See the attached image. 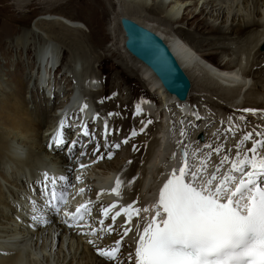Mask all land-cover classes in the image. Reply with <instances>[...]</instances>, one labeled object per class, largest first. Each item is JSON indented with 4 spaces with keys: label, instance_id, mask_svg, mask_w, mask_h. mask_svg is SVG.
<instances>
[{
    "label": "bare ground",
    "instance_id": "obj_1",
    "mask_svg": "<svg viewBox=\"0 0 264 264\" xmlns=\"http://www.w3.org/2000/svg\"><path fill=\"white\" fill-rule=\"evenodd\" d=\"M226 1L228 0H225V2ZM231 1L234 2V0ZM237 1L238 0H236V2ZM252 1L253 9L260 15L259 9L264 6V0ZM55 2L57 1L53 3ZM164 2H166V0H159L158 2L152 0L151 3H148V0H122V2L119 3L120 8L115 16V22L118 24L119 18L125 17L158 35L172 52L190 82L187 97L184 101H178L175 97L166 93L150 71L124 49L123 32L120 25H118V29L115 28L117 34L112 36L114 40L120 44L119 46L117 45L115 49L117 51L120 49V56L125 55V57L135 62L134 67L138 68L139 76L147 83L148 91L150 93L157 91L158 97L162 100L159 104L147 103L150 99L136 102L134 108H136V111L140 114L143 112L144 117L142 118H130L132 114L130 111L133 110V107L128 111L129 113H127V109L125 110L127 103H125L123 98L118 96V94L117 96L113 95L118 90L120 91L117 84H111L112 86H110L109 92L110 98L107 99L105 103H98L97 106L94 105V100L97 101L99 98L105 97V94L109 91V89L105 91L104 88H102L99 91L86 92L87 89H94L93 87L97 85V78L99 76L97 77L98 74L94 72V65L100 61L102 54H97L95 48L85 44L87 39L84 37V33L80 27H74L77 25L75 20L59 13H50L48 20L35 21L30 30L22 32L15 37L14 41L17 47L21 49L29 48L30 54L36 57L33 66V68H35L36 65V68L39 69L38 78L35 82L37 84L35 88L36 91H39V87L46 84L53 92L55 90L58 91V87L45 77L47 73L50 75V72L52 73L55 71L61 61L62 55L65 53L69 56V62H72L68 64L67 72L72 74L75 71V67L80 68V64L81 66L82 64H87V66L84 67L83 76H74V79L68 81L71 87L69 86V91L65 96L66 103H69L70 107L67 109L63 108V110L65 109L66 111H64L65 115L62 118L60 117V120L57 116L55 117V111L49 113L48 118H44V111L47 108L48 102L43 104L44 101L40 100L39 102L37 101V103L34 101L32 102L33 105H30L29 102L25 100V96L23 95L22 97L25 87H27V89L30 87V91L32 89L34 90L33 87L35 86L32 84L29 86L30 80L24 81L22 78L19 79L17 77V79H19V84H16L14 88L16 91L10 93L8 90H4L2 93L4 97L0 103V264H21L20 261L23 259V254L28 251V248H32V246L35 247L37 244H39L42 252H48V255L52 256V264H103L102 259L95 253L94 245L105 248L113 247L115 241L121 239L125 228L132 229L140 218L144 216V213H151V210L148 208V211H144L147 202L144 200L143 196L150 195V192H152V184L160 178L163 181L162 177L166 176L165 172L171 169V165L165 161V156L168 155L169 150H173L175 145L181 147L184 145L188 146L187 150L190 151L192 155L189 157V165L198 163L201 158L204 159V164H207L204 166L203 171H199L200 169L197 170L198 166L196 170L198 172L197 179H199L203 185H206L203 174L207 173L211 166L216 167L223 156L230 153V148L233 149L234 147L231 152L235 154V145L243 140L244 135L257 131L264 132V77L263 79L256 78V82L253 85L247 84L244 79L246 76L253 75L258 70L264 69L262 62L264 61V57L259 52L260 50H254L264 41V21H261L259 18L256 20L253 18L251 20H246L244 24L238 23L236 25L234 23L236 13H234L231 17L229 26H225L226 21H228L227 17L230 14L229 8H231V6H229L228 11H221V17L225 16L224 19H222L223 22L221 21L223 24H208L206 37L196 36L195 33L184 32L183 29H173L172 32L174 34L165 35L159 30V25H162L164 20V22H166V19L160 15L161 13L164 14L162 9ZM222 2H224V0H211L208 1L206 5L208 12H216L214 21L219 18ZM181 17L182 19L186 18V15ZM115 22L114 24H116ZM205 26L206 24H203L202 27L204 28ZM258 27L262 28L263 31L257 35L255 34L252 38H249L251 34L248 35L243 44H240V42H242L239 41L241 38L240 36L235 37L236 40L232 43L229 42L230 44H218V39H220L218 37L227 40L231 34L237 36L245 31L253 30V28L257 29ZM182 36H186L184 39L188 42L189 47L191 45L197 51H202L203 47H211L214 45L220 48V53L224 51H233L236 53L237 51L243 52L242 54H246H244L246 63L249 61L252 66L255 60L254 64L257 65H255V71L251 72V69L242 70L240 72L241 79L239 78V74L233 71L235 65L232 61L223 64L220 63L217 65V68L214 69L207 63L210 62L208 59L212 60L213 57L210 55L212 53L206 54L207 62L196 60L189 48L186 47L187 49H184L185 47L180 41ZM214 39H217L216 41L218 43L213 44ZM242 45L245 46L243 47ZM251 51L254 52L253 55L250 54ZM249 54L252 56L250 60L248 58ZM259 59H261V61H259ZM261 64L263 66H261ZM196 70H198L197 73H195ZM199 73H201V75H207L206 77L211 80V83L213 82V85L204 84L201 81L202 77ZM73 75L74 73L72 76ZM2 82L3 79L1 77L0 85H2ZM8 85L10 86V84H7V86ZM76 92L77 94L75 95ZM211 96H213L215 100L211 101L209 98ZM68 97L72 99H68ZM90 98L94 100L92 101ZM193 99H205L204 102L207 104L215 103L216 106L219 107L218 110H222L221 114L226 116L224 118L228 120L225 121L224 119L225 122L223 124L220 123V127L227 126L232 128V131H228L227 133L225 131L219 132L217 128L212 132L211 129H209L210 127H208L209 125L207 126L211 117L209 114L205 115V113H202V109H200L199 106V108L193 107L196 105L190 104ZM78 100L80 104L76 103ZM83 101L86 102V104L89 103L91 108L87 106V108L81 112V106L84 105ZM90 101H92V103H90ZM172 101L178 104L174 112L178 114V109L181 108L180 112L183 115V119L187 121V125L184 129L186 135L184 137H181L179 124L175 122V118L167 112V108L166 111L164 110L165 112H163L164 115L162 120H160L161 125L158 122L157 116L159 111H161L159 107L161 104L162 106L165 104L166 107H171L172 104H168ZM62 105L63 104L56 107L61 108ZM229 107L231 109L233 108L236 113L232 115L227 114L230 109ZM245 109H252L255 110V112L244 111ZM86 111H88V113L93 111L98 114L104 124V119L107 120L108 130L111 129V132L109 131L107 136L104 135L105 127L102 133H97V131L100 132V129L97 128L96 134L93 133L94 135H90L91 138L94 136V139H91V143L94 144L95 141L97 143L100 141L103 142V146L100 147L102 151L94 152L95 149L91 150V148L86 151L81 146L89 137L83 136L82 134V129L85 124L91 134L90 123H92V121H89L88 118V121H83L82 119ZM109 113L118 115L109 116ZM209 113L211 116L220 117V112L218 113V111H216L217 114H213L211 111ZM201 116L204 118L207 117V119L200 121V119H202ZM149 117L156 121L152 124V129L149 128L146 123L150 119ZM246 119L251 121L244 127ZM61 120L65 122L64 127L61 129L64 143L61 147H56L54 144L50 146V140L60 127ZM126 120H129V122L124 123ZM254 120L256 123H253ZM197 125L202 126V128L198 127L197 129ZM52 126L56 128V130L51 134L49 129ZM234 128H237V132ZM64 129H66V131ZM68 130L71 131V136L75 133L78 137V142L75 147H77V150H82L81 152L85 153L83 156H69L70 151H68V148L70 145L66 138ZM133 131L136 133L137 131L139 132L133 136ZM238 131H240L241 134ZM235 132L238 134L234 135ZM110 133L111 136H109ZM198 133H201L200 138L196 136ZM215 133H219V135L214 136ZM203 138H205L204 143L202 142ZM253 138L257 140L262 137L254 135ZM105 139L107 140V147H105ZM121 139L123 141L125 139L128 140V143H122V155L117 153L109 159L107 154L111 152V148L108 150V147L112 146V144L115 145L114 142L120 141ZM231 143L234 144L229 147ZM252 143L253 139L244 141L240 145L243 146V149L240 147L241 153L243 154V152L248 149L249 144ZM205 144L212 145L213 147L223 144V151L217 155L212 152L211 148L206 149ZM245 144H247V146H245ZM64 150H66L67 153H65ZM197 150H200V154L193 156V153L197 152ZM209 152L212 153L210 158L205 159L206 154ZM102 154L104 158L97 159ZM228 156L231 157L230 155ZM193 157L195 159L192 160L191 158ZM106 162H112L111 167H102V164H106ZM81 164L86 165V167L81 168ZM60 166L67 171L69 168L80 170L81 172L78 174L79 180H75L74 177L72 178L66 173L64 177L67 179L61 181L58 185V194L59 192H66V199L69 200V204L63 202L61 211L58 215L51 210H46L45 219L49 222L46 224H38L33 219V216L37 213L34 212V207L31 203V201L41 202L44 200L38 181L42 179V174L44 172L50 175L63 176ZM224 167L225 165L220 169L219 173L224 170ZM94 168H105L107 171L97 173L94 171ZM42 169L44 170L41 171ZM117 178L121 181V185L118 189L119 195L115 193L113 195L110 194L114 199L110 198L105 200L110 201L111 203L109 204H104L99 201L100 198L96 197L98 193L100 194L99 189L102 190L101 197H106L108 192L106 188L110 189L115 187ZM25 184L30 185V194L36 199H32V197H29L27 194H23V191L29 193V191L27 192ZM159 184L160 182L158 181V185ZM66 185H69L68 189L65 188ZM81 188L84 189L83 193L79 191ZM33 189L37 192V197L34 195ZM30 198L32 200H30ZM101 199L103 200V198ZM70 204H75L77 206L71 208ZM81 204L88 205L90 214H83V219L79 221L78 226H75L76 221H72L74 226L69 228L64 223L67 218L63 213L65 210L70 213H75L76 208ZM113 204H115L116 207L110 208L107 216L103 215L102 210ZM128 205H132V209H130L131 217L129 218L122 214V216L117 217L116 222L113 223L111 216ZM135 209L140 210L139 214H137ZM89 215L91 216L89 217ZM101 220H103L104 223L98 226L101 224ZM144 222H148V220ZM109 225H111L113 229L110 234L107 231ZM96 226H98V228H96ZM93 229L96 230V234H93ZM100 237H103V239ZM130 239L133 247H135V237H132V231L121 240L120 250H122L123 253L120 252L119 255L123 264H128ZM89 240H92L94 245H90L88 243ZM132 264H134V262H132Z\"/></svg>",
    "mask_w": 264,
    "mask_h": 264
},
{
    "label": "rangeland",
    "instance_id": "obj_2",
    "mask_svg": "<svg viewBox=\"0 0 264 264\" xmlns=\"http://www.w3.org/2000/svg\"><path fill=\"white\" fill-rule=\"evenodd\" d=\"M50 1H53V2L57 1V2L53 3ZM155 1L158 2L159 0H155ZM208 1H211V0H186V1L166 0V2H164V6L162 5L164 14L162 13L160 14L161 16L164 17V19H166V22H164L165 21L164 20L162 25H159L160 27L158 26L159 30L161 31V33L165 35H168V34L172 35L174 34L172 32L173 29L174 30L183 29L184 32L195 33L196 36L206 37L208 24H214V25L223 24L222 19H224L225 16L221 17V13L223 11L225 12L228 11L229 6H231V8H229L230 14L227 17L228 21H226L225 26H229V24L231 23V17L234 13H236L235 22H234L236 25L238 23L244 24L246 20H251L253 18L255 20L259 18L261 21H264V6L259 9V12H260V15H259L258 12L255 11V9H253L252 0H238L237 2L236 0H234V2L231 0H228L225 2L224 0V2L221 3V7L223 9L220 8L221 10H220L219 18L218 20L214 21L216 12L214 11L208 12V8H206ZM120 2H122V0H61V1H58V0H0V78L2 77L3 79V82L1 83L2 85H0V103L4 97L2 95L4 90L6 91L8 90L10 93H14L16 91L14 89L16 84H19L18 81L19 79L22 78V80L24 81L30 80L29 86H31V84L35 86L33 87L34 90L32 89L31 91H30V87L28 89L27 87H25L24 92L22 93V97L24 95L25 100H27L30 105H33L32 102L34 101L37 103V101L39 102L41 100V101H44L43 104L48 102L47 108H46L47 111L46 110L44 111V118H48V114L55 111L54 112L56 114V115L54 114L55 117L57 116L58 119L60 120V117L62 118L65 115V112H64L66 111L65 109L70 107L69 103H66V96H65V94L69 91V86L71 87V84L69 85L68 81L71 79H74L73 78L74 76H77V77L83 76L84 70H85L84 67L87 66V64H84V65L82 64V66L80 64V68L75 67V71L73 72L74 75L72 76L73 73L71 74L67 72L68 66H69L68 64L72 62H69L68 54L66 53L63 54L61 57V61L56 67L55 71L52 72L53 75L50 72V75L47 73L45 77L51 82H53L58 87V91L55 90L53 92L47 87V84L42 87H39L40 88L39 91H36L35 88L37 87V84L35 82H36V79L38 78V72H39V69L36 68V65H35V68H33L36 57L30 54L29 48L21 49L20 47L16 46V43L14 41L15 37L18 36L20 33L27 32L28 30H30L33 27V24L35 21L48 20L50 13H59L61 15H64L65 17L75 20L77 22V25H75L74 27L75 28L80 27L84 33V37L87 39L85 44L87 46H92L93 48H95V51L97 52V54L98 53L102 54V58L100 59V61H98L94 65L95 69L93 68L94 72L98 74L97 77L99 76L97 78V85L93 87L94 89H91V90L90 88L87 89L86 92L99 91L102 88H104L105 91L109 89V91L105 94L106 95L105 97H101L97 101H95L93 98H90L92 101L94 100L93 103L95 106H97L98 103H101V104L105 103V101H107V99L110 98L109 92H110V86H112L111 84L113 85L117 84V86L120 88V91L118 90L113 95L117 96L118 94V96L122 97L124 102L127 103L125 107V110L127 109L126 110L127 113H129L128 111H130L133 107V110L130 111L132 112V114L130 115L131 116L130 118L132 119L144 117L143 112H141L140 114L139 112L136 111V108H134V106L136 105V102L147 100V99H150L147 101V103H151V104H154V103L159 104L160 102H162L161 98L158 97L157 91L154 93L153 92L150 93L148 91L147 83H145L144 79L139 76L138 68L134 67L135 62L132 61V59L125 57V55L120 56L121 55L119 51L120 49L118 51L115 49L117 45L118 46L120 45L112 37L113 35L117 34L115 30L118 29L117 27L119 24L115 22V16L120 8L119 7ZM151 2L152 0H148V3H151ZM185 15H186V18L182 19L181 16H185ZM114 22L116 24H114ZM203 24H206L204 28L202 27ZM261 31H263V29L258 27L257 29L253 28V30L245 31L244 33L238 34L237 36L235 34H231L229 39L227 40L225 38L223 40L222 37H218L220 38L218 39L219 43L216 41L217 39H214L213 44H216V43L230 44L233 41H235L236 40L235 37H238V36L241 37L240 40L238 39L239 41H242L240 42V44H243L245 42L244 40L246 39V37H248V35L251 34V37L249 38H252L255 34L257 35ZM184 38H186V36L184 37L182 36L180 38L182 45L185 47L184 49L189 48V50H191V53H193V57L195 56L194 58H196V60L207 62L206 54L212 53L210 55L213 58L212 60L208 59L210 62H207V63L209 64V66H211L214 69H216L217 65H219L220 63L223 64V63L232 61L235 65L233 67V71L239 74V78H241L240 72L244 69L246 70L251 69V72L255 71L254 69L257 66L256 64H254L255 60L252 66L250 65L249 61L248 63H246V59H245L246 54L245 53H244L245 55L242 54L243 52L237 51L236 53L233 51H224L220 53V48H217L214 45L211 47H203L202 51H197L191 45L189 47L188 42ZM259 46L254 50L259 51L260 50ZM259 52L264 57L263 49L260 50ZM253 53L254 52L252 51L250 52L251 55H253ZM250 54L248 55L249 60L252 57ZM259 61H261V59H259ZM262 62L264 65V61ZM263 65L261 64V66ZM197 72L198 70L195 71V73ZM199 75H201V73H199ZM206 76L207 75L202 74L201 81L204 84L213 85V82L211 83V80ZM17 77L19 79H17ZM263 77H264V69L258 70L253 75L246 76L244 79L247 84L253 85L256 82V78L263 79ZM7 84H10V86L9 85L7 86ZM35 96H38V97H35ZM209 98L211 99V101L215 100L213 96ZM205 99H201V100L193 99L191 100L190 104L191 103L192 105L196 104L193 107L197 108L199 106L200 109H202V113H205V115L209 114L211 118H210V121H208L207 126L209 125L208 127H210L209 129H211L212 132L214 131V129L218 128L217 130H219V132L225 131L227 133L228 132L227 129H229V127L227 126L220 127V123L223 124L225 121H228L226 118H224L226 116L221 114L222 110L219 109L220 110L219 111L218 110L219 107L216 106L214 102H213L214 104H207L206 102H204ZM92 101H90V103H92ZM76 103L80 104L79 100L76 101ZM61 104H63L61 108L56 107L58 105L60 106ZM63 108L65 109L63 110ZM166 108L174 109L173 105L171 107L167 106ZM210 111L213 114H215L216 111H218V113L220 112L219 113L220 117L211 116L209 113ZM86 112L85 113L88 114V111ZM160 112L161 111H159L158 115L160 114ZM167 112L170 113L168 110ZM234 113L236 112L234 111L233 108L232 109L230 108L229 111L227 112V114H231V115ZM99 115L101 116L100 113ZM201 117L202 119H200V121L207 119V117L206 118H204L203 116ZM98 118L100 117L98 116ZM148 121H151V123H147ZM148 121L146 123L148 124L149 128L152 129V124L156 121L153 118H150ZM245 121L246 122H245L244 127H246L248 125V122H250L251 120L246 119ZM127 122H129V120H126L124 123H127ZM142 127H143V124H142ZM198 127L202 128V126L200 125H197V129ZM90 128H91V135L96 134L97 127L94 125V123H93V126L91 123ZM49 130H50V133L52 134L54 130H56V128H53L52 126ZM64 130L66 131V129ZM234 130H236L237 132V128H234ZM109 131L111 132V129L108 130V133ZM70 132L71 131L68 130V135L66 133V138L68 140L69 145L71 146L72 141H77L78 137L76 136L75 133H73L74 136H71ZM138 132L139 131H137V134ZM236 132L234 133V135L238 134ZM238 132L241 134L240 131ZM109 136H111V133ZM87 139L88 140H85L84 144L81 145L83 149L86 151L89 148H91V150L95 149L97 145H99L100 147L103 146V142L100 140H99L100 141L99 143H97L96 141L94 144L91 143V139H92L91 136H89ZM203 140L202 142L204 143L205 138H203ZM122 141L123 140L121 139L120 141L118 140L117 142H114L115 144H120L119 148L113 147V144L112 146L108 147V150L111 148L112 156L116 155L117 153L122 155L121 154L122 145H123ZM203 143H200V144H203ZM233 144L232 143L229 144V147H231ZM246 145L247 144H245V146ZM240 147L243 149V146H240ZM64 151L65 153H67L66 150ZM81 151L82 150H77V147H74L72 151L69 152V156L70 157H81ZM227 154L230 156H233L234 152H230ZM111 163L112 162H106V164H102V167H106V166L111 167ZM60 169L62 171L61 174L63 176H66V173H67V175H69L70 177L72 178L74 177L75 180H77L76 178L78 177L79 172H81L80 170H74L73 168H69V170L67 171L62 166H60ZM43 170L44 169H42L41 171ZM94 171L98 173V172H106L107 170L105 168H94ZM25 185H26L27 192H28L30 190V185L29 184H25ZM68 187L69 185L65 186V188L67 189ZM23 194H27L29 197H32V199H36L35 197H33L32 194H30V191L29 193H26L25 191H23ZM34 195L37 197V192L35 190H34ZM32 199L30 198V200ZM90 216L91 215H89V217ZM146 224L147 222H144V225ZM101 225L103 224H100L98 226H101ZM98 226H96V228H98ZM120 252H122V250H120ZM52 262H53L52 256H49L48 252L46 253L42 252L40 250L39 244H37L35 247L32 246V248H28V251L23 254V259L20 261L21 264H52Z\"/></svg>",
    "mask_w": 264,
    "mask_h": 264
},
{
    "label": "snow or ice",
    "instance_id": "obj_3",
    "mask_svg": "<svg viewBox=\"0 0 264 264\" xmlns=\"http://www.w3.org/2000/svg\"><path fill=\"white\" fill-rule=\"evenodd\" d=\"M87 105H82L80 111L83 112ZM139 111V110H138ZM244 111L255 112L252 109ZM118 115L109 113V116ZM98 118L93 117V120ZM147 123H151L148 121ZM183 123V121H181ZM64 120L60 121V127L50 140V146L61 147L64 143L61 129L64 127ZM146 126V125H145ZM143 130V129H141ZM231 132L232 128L227 129ZM84 136H90L85 124L82 129ZM108 124L105 120L104 135L107 136ZM137 133L133 131L132 135ZM186 135V131L181 129V137ZM219 135L215 133L214 136ZM262 137L255 140L252 147L247 149L243 154L240 151V145L253 136ZM94 139V136H92ZM78 141H72L68 151H72ZM122 143H128L125 139ZM182 143V141H181ZM105 147L107 140L105 139ZM119 148L120 144L113 145ZM223 144L215 147L205 144V148H211L212 152L219 155L223 151ZM235 158L225 154L215 167L211 178L206 185L197 187L195 184L198 178V172L191 171L187 162L189 155L188 146L182 148V157L184 166L180 167L176 174L173 170L170 178L163 184L159 190L158 204L156 205V214L139 232V240L134 249V264H264V132L247 133L243 140L236 145ZM135 150V149H134ZM100 146L97 145L94 152H99ZM231 152V149H229ZM251 153V155H249ZM85 153L81 152V156ZM200 150L193 153V156L199 155ZM211 152L206 154L205 159L210 158ZM108 158L111 159L112 153L108 152ZM175 153H173V158ZM103 154L97 159H103ZM205 161H201L203 165ZM130 163V162H129ZM230 163L231 167L219 177L220 169ZM81 168L86 165L81 164ZM248 169L247 171L245 169ZM203 171V167L199 170ZM234 173L240 174L238 183ZM190 175V180L186 182V177ZM67 178L64 176L50 175L47 172L42 174V179L38 181L41 187V194L44 200L41 202L31 201L34 212L37 213L33 219L38 224H46L49 221L45 219L46 210H51L59 214L63 202L66 201V192H59L58 185ZM79 180V177H77ZM236 183L234 190L230 187ZM116 186L112 188V193L119 195L121 181L117 178ZM83 193L84 189L79 190ZM99 195V193H98ZM246 200V203L243 201ZM113 204L105 207L102 212L107 216L110 208H115ZM128 205L121 211H117L111 216L113 223L117 217L125 215L131 217ZM162 209V212H161ZM139 214V209H135ZM144 211H148L147 208ZM90 214L87 204L79 205L75 213L64 211L63 215L67 218L64 223L73 227L72 221L83 219V214ZM164 215L162 220L158 217ZM104 223L103 220L100 221ZM110 234L113 229L109 225L107 229ZM130 228H125L121 239L115 241L111 248L98 247L89 240L90 245H94L96 255L102 259L103 264H123L119 255L121 240L128 236ZM96 234V230H92ZM86 235V233H85ZM103 239V237H100ZM133 256H128V264H132Z\"/></svg>",
    "mask_w": 264,
    "mask_h": 264
},
{
    "label": "water",
    "instance_id": "obj_4",
    "mask_svg": "<svg viewBox=\"0 0 264 264\" xmlns=\"http://www.w3.org/2000/svg\"><path fill=\"white\" fill-rule=\"evenodd\" d=\"M119 25L127 53L150 71L166 93L184 101L190 86L189 79L161 38L125 17L119 18ZM259 48L264 49V41Z\"/></svg>",
    "mask_w": 264,
    "mask_h": 264
}]
</instances>
